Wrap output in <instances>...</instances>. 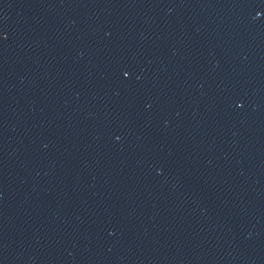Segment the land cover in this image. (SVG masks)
<instances>
[{"label":"water","instance_id":"95a60500","mask_svg":"<svg viewBox=\"0 0 264 264\" xmlns=\"http://www.w3.org/2000/svg\"><path fill=\"white\" fill-rule=\"evenodd\" d=\"M0 264H264V0H0Z\"/></svg>","mask_w":264,"mask_h":264}]
</instances>
